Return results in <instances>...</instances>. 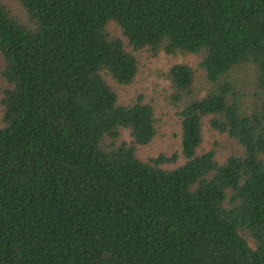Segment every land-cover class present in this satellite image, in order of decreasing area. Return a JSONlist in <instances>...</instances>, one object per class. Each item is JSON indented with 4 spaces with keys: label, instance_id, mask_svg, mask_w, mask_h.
<instances>
[{
    "label": "trees",
    "instance_id": "obj_1",
    "mask_svg": "<svg viewBox=\"0 0 264 264\" xmlns=\"http://www.w3.org/2000/svg\"><path fill=\"white\" fill-rule=\"evenodd\" d=\"M140 51L199 58L181 155H138ZM0 264H264V0H0Z\"/></svg>",
    "mask_w": 264,
    "mask_h": 264
},
{
    "label": "rangeland",
    "instance_id": "obj_2",
    "mask_svg": "<svg viewBox=\"0 0 264 264\" xmlns=\"http://www.w3.org/2000/svg\"><path fill=\"white\" fill-rule=\"evenodd\" d=\"M137 56L139 59L138 73L134 81L127 86L115 85V88L122 103H128L142 95L144 101L152 103L155 107L158 118L157 135L150 144L137 147L138 155L141 158L156 156L160 153L167 156L174 153L181 155L180 117L178 116L180 106L171 99L169 81L165 74L174 63L185 62L196 69L197 80L204 84L203 73L198 68L199 58L192 54L169 56L164 53L152 57L147 51H140ZM204 134L206 148L215 139L221 140V136L212 132L208 127H205ZM122 138L127 141L131 140L127 131L122 132ZM182 162L183 159L180 157L178 163Z\"/></svg>",
    "mask_w": 264,
    "mask_h": 264
}]
</instances>
